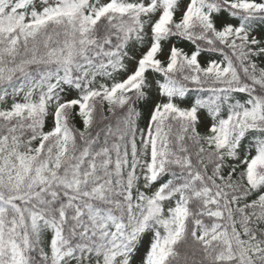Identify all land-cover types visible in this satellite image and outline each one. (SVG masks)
Instances as JSON below:
<instances>
[{
    "label": "snow or ice",
    "instance_id": "1",
    "mask_svg": "<svg viewBox=\"0 0 264 264\" xmlns=\"http://www.w3.org/2000/svg\"><path fill=\"white\" fill-rule=\"evenodd\" d=\"M0 264H264V0H0Z\"/></svg>",
    "mask_w": 264,
    "mask_h": 264
}]
</instances>
